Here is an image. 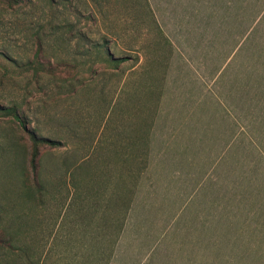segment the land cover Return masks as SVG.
<instances>
[{
	"label": "rangeland",
	"instance_id": "obj_1",
	"mask_svg": "<svg viewBox=\"0 0 264 264\" xmlns=\"http://www.w3.org/2000/svg\"><path fill=\"white\" fill-rule=\"evenodd\" d=\"M38 44L52 71L35 74ZM0 53V109L59 143L40 146L34 178L29 133L0 111V237L37 264H82L97 224L118 235L107 264H264V0L0 4ZM120 191L125 224L119 202L79 219L86 195Z\"/></svg>",
	"mask_w": 264,
	"mask_h": 264
},
{
	"label": "trees",
	"instance_id": "obj_2",
	"mask_svg": "<svg viewBox=\"0 0 264 264\" xmlns=\"http://www.w3.org/2000/svg\"><path fill=\"white\" fill-rule=\"evenodd\" d=\"M53 1V0H51ZM28 2V0H0V4L1 5H4L6 6L7 8H10V9H13L14 7L16 6H22L24 5V3ZM160 33H161V30L159 29ZM44 53V49L42 47L41 44H38V46L36 47V52H35V55L37 57V60H38V56L39 55H42ZM106 54H107V59L109 62H112V63H116V64H121L123 63L126 59L125 58H122V57H119V58H114L113 55L111 53L108 52V50H106ZM0 55H4L2 53H0ZM100 55H98L99 57ZM44 57V56H43ZM103 60V59H102ZM58 66H66V67H69L70 65L66 62H59L58 63ZM54 66L52 65V63H50L49 61L45 62H41V61H36L35 62V66H34V71H35V74H37L39 71H44L45 69H48V70H53ZM0 111H6L7 113H10V115H12L14 117V119L19 123L20 127L25 131V132H28L29 135H30V138H31V141L33 143V151H32V155H31V168L32 170L34 171V178H36V175L38 173V170H37V166H38V163H39V159H38V154H39V150H40V146L41 145H48V146H55L57 144H59L58 142H55L53 140H50V139H46V138H42V137H38L34 132H30L28 129H27V124L25 122V117H23L22 115H20V113L18 112V109L13 107V108H7V109H0ZM143 120V119H141ZM144 123V121H143ZM141 126V127H140ZM138 128V135H137V150H136V153L134 154V157L132 158V161L134 160V164L137 166V168H140V172L145 170L147 168V161H148V157H149V151H148V147H149V125H144V124H141ZM146 128V129H145ZM149 129V130H148ZM129 153V152H128ZM127 161L129 162V159L128 158H124V162L127 163ZM131 161V160H130ZM106 178H108V176H106ZM100 186L98 187L99 189H103L107 186V182H104L103 183V179H99L98 182H97ZM42 190L43 187L42 185H40L39 183H37V186H36V190ZM107 190V189H106ZM129 192H127L128 194ZM107 193H104V192H96V193H93V194H89V195H86L87 197L85 198L84 200V204L82 206V208L80 209L79 213V219L80 220H83V221H88V218H87V211H95V212H99V210L102 208V205L101 203L104 202V209L107 210V209H111L112 206H118V202H119V208H121V211H122V221H123V224H125V220H126V217H127V214L130 210V205H131V201H127L126 198L122 197V192L120 191L119 194H117L116 196H114L113 198H109V196H106L104 195ZM96 198H100V199H96ZM98 200L102 201V202H99ZM129 200V199H128ZM115 202V203H114ZM107 203V204H106ZM107 209H106V208ZM120 211V212H121ZM112 220L113 218H105L104 220V224L105 226L107 227H112ZM95 221H91L89 220L88 224L89 226L92 225V223H94ZM123 224H122V228H123ZM93 226V225H92ZM97 228L93 231H91V238L93 240V242H91L90 244V248H85V252H82V255L84 257V261L82 264H86L85 263V257L89 259V262L87 264H96V260L92 259L91 257L92 256H95V253H93V249H95L96 251H99L101 248H98V246H103L102 244V236H105L107 237V240H108V245L105 246L106 247V257H107V261H106V264L111 260V257H112V254H113V251H114V248H115V243H117V239H118V235L117 237H113V233L112 232H102V235H101V232H100V229H99V224H97ZM88 232V231H87ZM85 231H83V234L82 235H85L84 234ZM121 232H119L120 234ZM107 234V235H106ZM94 235V236H92ZM111 236L114 238L111 240ZM14 244V237L13 235H11V233L9 232H5L3 234V237H0V250L2 251H6V254H10V255H13L14 257L13 258H7L6 259V264H37V260L35 259L36 257V252L34 250L32 251H29V250H21L19 247H16ZM19 250L21 254H24L25 256H27V259L25 262H21V256L17 255L16 254V251ZM103 250V249H101ZM86 254V255H85ZM91 259V260H90Z\"/></svg>",
	"mask_w": 264,
	"mask_h": 264
}]
</instances>
